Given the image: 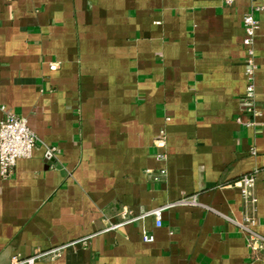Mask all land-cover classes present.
Instances as JSON below:
<instances>
[{
  "label": "crops",
  "instance_id": "1",
  "mask_svg": "<svg viewBox=\"0 0 264 264\" xmlns=\"http://www.w3.org/2000/svg\"><path fill=\"white\" fill-rule=\"evenodd\" d=\"M1 108L38 141L0 179V264H262L232 183L258 169L264 232V0H0Z\"/></svg>",
  "mask_w": 264,
  "mask_h": 264
},
{
  "label": "built area",
  "instance_id": "2",
  "mask_svg": "<svg viewBox=\"0 0 264 264\" xmlns=\"http://www.w3.org/2000/svg\"><path fill=\"white\" fill-rule=\"evenodd\" d=\"M234 0H225L227 4H231ZM253 2L254 0H250ZM242 25L244 31L243 44L246 46L247 54V85L245 90V98L252 100L254 97V84H253V45L256 36V31L259 28V21L254 15L253 9L247 11L242 18ZM56 64H50L51 69H55ZM3 116L0 119V179L5 180L10 178L14 172L15 162L18 158L30 157L37 143V137L34 132L29 128L25 117L18 116L12 112H7L4 108ZM249 109V108H248ZM251 109V108H250ZM154 145L161 149L156 155L158 158H164L163 149L166 145V134L163 128L160 129L158 136L154 140ZM55 150L54 146H45L46 156L53 154ZM264 170V166H263ZM258 169L252 170L240 176L232 185L237 186L240 190L244 209L242 213V219L240 221H234L238 228L245 234L246 244L250 248L254 259H261L264 262V232H258L255 230L256 215V175ZM159 173H164V170H159ZM183 202H191L193 200L182 199ZM164 207L155 208L142 213L139 216L126 217L122 215V220L111 224V228H116L122 224L133 221L145 216H153L155 225L161 226V211ZM143 239L146 241L152 240V236L144 233ZM60 248H53L44 252H37L36 254L26 258H16L14 264H33L35 259L47 255L56 253ZM248 264H254V261Z\"/></svg>",
  "mask_w": 264,
  "mask_h": 264
},
{
  "label": "water",
  "instance_id": "3",
  "mask_svg": "<svg viewBox=\"0 0 264 264\" xmlns=\"http://www.w3.org/2000/svg\"><path fill=\"white\" fill-rule=\"evenodd\" d=\"M262 264H264V262Z\"/></svg>",
  "mask_w": 264,
  "mask_h": 264
}]
</instances>
